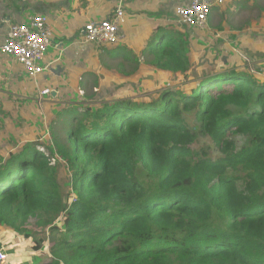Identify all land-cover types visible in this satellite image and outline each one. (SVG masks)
Returning a JSON list of instances; mask_svg holds the SVG:
<instances>
[{
  "label": "trees",
  "instance_id": "obj_1",
  "mask_svg": "<svg viewBox=\"0 0 264 264\" xmlns=\"http://www.w3.org/2000/svg\"><path fill=\"white\" fill-rule=\"evenodd\" d=\"M144 15L129 53L173 85L120 81L82 110L52 85L28 126H6L0 107V236L20 250L9 264H264V80L236 68V49L212 47V74L186 88L211 34ZM189 114L222 155L194 149ZM28 246L37 257L22 262Z\"/></svg>",
  "mask_w": 264,
  "mask_h": 264
},
{
  "label": "crops",
  "instance_id": "obj_2",
  "mask_svg": "<svg viewBox=\"0 0 264 264\" xmlns=\"http://www.w3.org/2000/svg\"><path fill=\"white\" fill-rule=\"evenodd\" d=\"M190 2L191 0H0V45L4 42L11 23L26 22L35 14L47 16L53 32L52 48L45 58L50 68L37 75L30 76L21 62L0 50V107L8 109H4L7 114L6 126L7 120L18 116L28 126L33 119L31 112L35 109L38 112L41 109L42 115H45L46 94L41 91L47 87L59 86V91H65L66 81L69 85L72 81L70 90L78 88V91H82L85 79L97 66V70L101 69L103 59L117 60L118 63L131 60L133 53H129L130 42L137 36L138 29L142 30L139 22L145 17L146 10L149 14L165 12L171 15L170 21L179 26H187L177 22L174 9ZM229 3L237 10L230 8ZM119 8L123 10L125 17L119 42L106 44L108 46L104 47L86 42L85 24L113 17ZM233 17L246 26L231 25L229 18L233 20ZM208 22V30L198 31H209L213 39L224 38L217 45L218 48L224 45L242 53L237 45L247 46L242 50L249 52L250 70L252 63L264 69V0H225L224 4L212 7ZM188 28L194 29L190 26ZM76 77L81 80L82 87L76 86L79 85ZM52 92L57 94L54 88Z\"/></svg>",
  "mask_w": 264,
  "mask_h": 264
},
{
  "label": "rangeland",
  "instance_id": "obj_3",
  "mask_svg": "<svg viewBox=\"0 0 264 264\" xmlns=\"http://www.w3.org/2000/svg\"><path fill=\"white\" fill-rule=\"evenodd\" d=\"M249 1V0H248ZM230 4V8H232L233 10H237V8L234 7L233 4ZM247 4H249V2H247ZM245 6V5H243ZM238 19V18H237ZM229 22L231 25L234 26H246V24L244 22H240L237 21L234 17L233 20L232 18H229ZM209 32V31H208ZM198 36V35H196ZM209 36H207V40ZM199 38H204L203 36H200ZM236 40V39H234ZM211 44L209 47H207L209 44H205V48L202 49L200 56L194 61L192 68H190L191 71V77L188 78L186 80V88L191 89L194 88L196 86L199 85V82L202 81L205 77H208L211 73L212 69H208V68H203L204 67V62L206 60L209 59V57L207 56V50L209 48L215 47L218 48L217 44L214 42V39H211ZM222 43V41H221ZM240 45V44H239ZM207 47V48H206ZM52 48V46L49 48L48 51H50ZM221 49L226 48L224 45H222V47H220ZM244 47L240 45L239 49L242 53L239 56H241L243 60H241L240 62H238L239 65L236 66V68H241L244 66L248 67V70H250L249 67V52L246 51H242ZM222 56V55H221ZM219 56V57H221ZM138 55H136L135 53H133V56H131V60L129 61H122L121 63H118L117 60H102L101 63V69H98V66L96 68V70H94L90 76H88L85 81H84V89L81 91H76L73 90L72 92H76V93H72L69 92V90L71 89V85L73 84L72 81H70V85L68 84V81H66L65 84H67L66 90L64 91L65 94H62L64 96H62V98L68 102H71L70 104H76L77 106H79V110H82L83 108L86 109L87 107H82V104H89L91 103L92 99L91 98H99L100 95L99 93H104L105 91H111L115 88L120 89V81L123 82V85H127L129 87H131V84L133 85V89H135V91L138 90V86L135 87L138 84H141L143 81L141 79L145 78V79H149V80H154V77L156 74H158V78L161 80V84L164 82H167L169 85H173L178 78L175 77L172 74H164L162 71L157 70L154 67H149L148 66V61L151 59L150 55H142V57L140 58V60H137ZM244 62V63H243ZM209 63V62H206ZM243 63V64H242ZM216 65V64H215ZM214 65V66H215ZM251 70L249 71L254 77L260 79V80H264V69H261L260 66H256L254 63L251 64ZM147 68H149V70H147ZM142 71L141 73H139V71ZM108 80H111L113 83L112 86H107L106 82ZM101 83V84H99ZM118 85H117V84ZM106 85V86H104ZM101 86H103L102 88H100ZM69 92V93H68ZM132 92H134L132 90ZM53 102V101H52ZM73 102V103H72ZM188 119L190 121V123L192 124V126L194 125L197 128V135H196V143L194 145V149L195 150H208V152L210 154H212L213 156H219L222 155L221 152L215 147L214 143L211 141V139L206 136L205 134H203L200 130H199V126H198V122L197 120H195L194 115L193 114H189L188 115ZM238 140H242V138L238 137ZM211 146L212 148L208 149L207 146ZM206 147V149H201ZM43 151H47L48 149L46 147H41ZM54 164V163H53ZM59 179L60 182L63 186V188L67 189L68 187V177L66 175V173L64 172V170H60L59 171ZM2 235L0 236V241H2V244H6L5 246L8 247L9 249H7L5 246L2 247V251L4 252V254H6V259L3 263L5 264H9L11 262V260H9V255L10 257L12 255L15 254L16 251L20 252V250L11 248V244L10 242L12 240H9V237H7L8 233L7 232H3L1 233ZM16 236V234H15ZM4 238V239H3ZM4 241H3V240ZM27 239L25 237H23V242L26 241ZM13 242V241H12ZM11 248V249H10ZM1 250V249H0ZM25 250L29 251V253H24L25 255L21 256V261L22 262H27V261H31L33 259H35L37 257V252H32L33 248L28 246L25 248ZM7 253H8V258H7Z\"/></svg>",
  "mask_w": 264,
  "mask_h": 264
},
{
  "label": "built area",
  "instance_id": "obj_4",
  "mask_svg": "<svg viewBox=\"0 0 264 264\" xmlns=\"http://www.w3.org/2000/svg\"><path fill=\"white\" fill-rule=\"evenodd\" d=\"M225 0H191L190 3L178 5L174 12L177 22L181 25L208 30V16L215 4H224ZM124 12L116 10L113 17L99 21H92L84 26V39L95 46L117 44L120 38L121 26L124 23ZM53 32L47 16L35 14L26 22L11 23L0 50L8 56L21 62L30 76L37 75L50 68L45 62L47 52L52 45ZM51 90L41 91L47 94ZM6 254L0 250V262H4Z\"/></svg>",
  "mask_w": 264,
  "mask_h": 264
},
{
  "label": "water",
  "instance_id": "obj_5",
  "mask_svg": "<svg viewBox=\"0 0 264 264\" xmlns=\"http://www.w3.org/2000/svg\"><path fill=\"white\" fill-rule=\"evenodd\" d=\"M58 69V68H57Z\"/></svg>",
  "mask_w": 264,
  "mask_h": 264
}]
</instances>
